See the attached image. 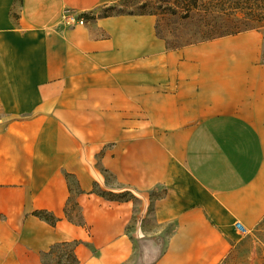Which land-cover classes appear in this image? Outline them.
I'll use <instances>...</instances> for the list:
<instances>
[{
  "label": "crops",
  "instance_id": "obj_1",
  "mask_svg": "<svg viewBox=\"0 0 264 264\" xmlns=\"http://www.w3.org/2000/svg\"><path fill=\"white\" fill-rule=\"evenodd\" d=\"M107 1L0 0V264L74 239L80 264H121L130 234L141 264H222L264 220V25L169 47L154 14L63 22ZM94 156L139 198L131 232Z\"/></svg>",
  "mask_w": 264,
  "mask_h": 264
},
{
  "label": "rangeland",
  "instance_id": "obj_2",
  "mask_svg": "<svg viewBox=\"0 0 264 264\" xmlns=\"http://www.w3.org/2000/svg\"><path fill=\"white\" fill-rule=\"evenodd\" d=\"M253 1V0H252ZM215 0H110L97 6L85 15L81 14L85 20L89 17L97 15L118 14V13H151L156 15V30L162 36L169 47H181L183 45L191 44L206 40L208 37L217 35L218 32H211L204 30V22H213L212 5ZM259 11L263 20L253 24L264 25V0H256ZM189 7H186V5ZM208 9L207 13L204 9ZM226 17L222 21H226ZM92 163L100 171L106 180V185H94L93 191L102 193L105 198L113 201L123 202L129 201L133 207L132 219L128 222L126 229L131 232L134 222L145 212H141V205L139 198L135 192L128 186L119 183L114 176L103 169L99 164L97 156L92 158ZM71 187L70 207L69 212H72L73 204L76 201V193H78L77 183L74 177L68 179ZM113 189V190H112ZM161 192L160 190L158 191ZM76 212L78 208L75 207ZM151 208L148 209V213ZM73 213V212H72ZM147 213V214H148ZM151 213H149L150 216ZM77 218V216H75ZM148 231H153L154 221L152 217H148ZM172 227V225H171ZM134 248L130 257L124 264H141L139 259V249L135 244V237L131 235ZM157 236V235H156ZM156 238H160L157 236ZM57 248L52 254L45 257V264H55L56 254L63 250ZM222 264H264V220L254 228V230L243 234L240 242L233 248L226 260Z\"/></svg>",
  "mask_w": 264,
  "mask_h": 264
},
{
  "label": "trees",
  "instance_id": "obj_3",
  "mask_svg": "<svg viewBox=\"0 0 264 264\" xmlns=\"http://www.w3.org/2000/svg\"><path fill=\"white\" fill-rule=\"evenodd\" d=\"M186 7H189L187 4ZM213 11L210 12L212 14L213 22H204L203 27L204 30H209L211 32H218L217 35L208 37L206 40H210L216 37L224 36V35H233L241 31L249 30V29H259L262 25L253 24V21L259 22L263 20L261 12L259 11V6L256 0H215L212 5ZM209 10L206 8L204 12L207 13ZM143 14V13H138ZM151 14V13H149ZM226 17V21H222L223 17ZM204 41V40H203ZM66 179L72 177L71 174L65 172L64 173ZM71 190V187H70ZM96 194L104 197L102 193ZM71 197V196H70ZM109 199V198H106ZM111 200V199H109ZM72 208V212H69L70 207V198L66 202L63 213L68 221L71 223L85 226V221L80 210V206L77 201L74 202ZM75 207L78 208L76 212ZM33 215L38 218L46 221L49 225L54 226L58 220V217L55 216L52 212L46 209H38L32 212ZM77 216V218H75ZM80 240H70V241H60L52 244L48 250L42 251L41 262L45 264V257L53 253V251L57 248L62 247V252H58L56 254V263L55 264H80L79 259L75 254V247L80 243ZM124 264V263H121Z\"/></svg>",
  "mask_w": 264,
  "mask_h": 264
},
{
  "label": "built area",
  "instance_id": "obj_4",
  "mask_svg": "<svg viewBox=\"0 0 264 264\" xmlns=\"http://www.w3.org/2000/svg\"><path fill=\"white\" fill-rule=\"evenodd\" d=\"M63 22L67 25H82L85 20L82 16L78 14H66L63 16ZM239 223L236 224L238 226ZM242 234L246 233V230H241L240 231Z\"/></svg>",
  "mask_w": 264,
  "mask_h": 264
}]
</instances>
